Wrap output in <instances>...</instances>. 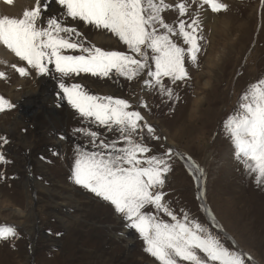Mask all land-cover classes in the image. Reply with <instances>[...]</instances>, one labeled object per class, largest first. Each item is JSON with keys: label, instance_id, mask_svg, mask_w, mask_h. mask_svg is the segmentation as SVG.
<instances>
[{"label": "rangeland", "instance_id": "1", "mask_svg": "<svg viewBox=\"0 0 264 264\" xmlns=\"http://www.w3.org/2000/svg\"><path fill=\"white\" fill-rule=\"evenodd\" d=\"M18 1L10 0L9 5V0H0L1 17L22 18L35 6L28 0L19 12H6ZM185 2L190 4L185 16L180 17L175 7L162 16L177 25L180 19L190 23L199 12L201 50L196 62L186 57V80L162 78L163 86L173 89L171 97L160 86L145 85L151 79L148 71H155L151 59L150 69L132 80L114 69L106 77L80 73L61 78L54 65L41 74L1 45L11 58L0 57V96L13 107L0 112V138L7 139H0L5 157L0 161V228L13 226L17 235L0 240V264H160L114 206L72 179L76 149L99 150L75 129L97 131L99 139L124 145L118 132L82 117L68 103L61 82L81 84L90 95L128 101V110L140 112L141 123L151 125L159 137L142 128L144 143L152 150L146 155L172 149V171L162 191L173 212L181 220L187 213L205 225L226 247L245 254L246 264H264V181L258 182L236 159L225 127L228 117L240 110L249 86L264 79V0H223L229 7L218 13L201 6V0ZM62 12L51 0L45 20L62 18ZM65 24L77 29L81 35L72 39L86 47L131 54L107 30L71 18ZM176 42L185 47L182 37ZM66 54L82 53L77 49ZM20 67L28 75H20ZM186 157L203 169V175L193 174ZM147 211L172 222L162 211Z\"/></svg>", "mask_w": 264, "mask_h": 264}, {"label": "snow or ice", "instance_id": "2", "mask_svg": "<svg viewBox=\"0 0 264 264\" xmlns=\"http://www.w3.org/2000/svg\"><path fill=\"white\" fill-rule=\"evenodd\" d=\"M55 2L63 9L62 18L53 16L45 20L44 14L51 0H35V6L25 10L22 18L0 17V44L41 74L49 72V65H54L61 78L80 73L106 77L114 69L132 80L150 69L151 59L155 71H148L151 79L145 80V85L160 86L161 92L171 97L173 89L165 88L162 78L184 81L188 78L186 57L192 62L197 61L202 39L200 13L196 12L190 23L180 19L177 25L166 23L162 16L173 7L180 17L185 16L190 8L185 0L176 4L165 0ZM204 5L217 13L229 7L223 0H201V6ZM68 18L113 33L127 45L131 54L104 51L95 45L86 47L79 40H73L74 35L79 37L81 34L65 24ZM176 37L183 38L185 47L176 42ZM77 49L82 54H66L68 50ZM148 50H151V56ZM17 71L22 76L28 75L24 67L17 68ZM2 76L4 73L0 72ZM59 87L68 103L82 117L118 132L124 145L118 147L115 140L99 139L97 131L75 129L86 134L99 150L76 149L72 179L75 184L114 206L115 212L127 222L126 227L140 234L147 253L160 264H246L245 254L226 247L218 236L205 225L190 219L187 213H183L181 220L165 201L162 189L166 174L172 171V149L159 155H146L152 150L144 143L142 128H146L155 139L159 137L154 136L155 129L151 125L141 123L144 117L140 112L129 111L126 100L90 95L81 84L66 86L61 82ZM242 101L240 110L228 117L225 127L234 143L236 159L260 182L264 181V79L251 84ZM12 107L11 101L0 96V112ZM0 139L7 143L6 138ZM4 159L0 153V161ZM186 160L192 165L194 175H203V169L195 165L191 157ZM149 208L166 213L172 222L147 211ZM16 235L13 226L0 228V240L6 241Z\"/></svg>", "mask_w": 264, "mask_h": 264}, {"label": "bare ground", "instance_id": "3", "mask_svg": "<svg viewBox=\"0 0 264 264\" xmlns=\"http://www.w3.org/2000/svg\"><path fill=\"white\" fill-rule=\"evenodd\" d=\"M24 1H28V0H20V1H18L19 3L17 2L13 7L7 9L6 12H9L8 10H10V11H11V10H15L16 12H19L20 10H22L21 7L25 4ZM34 1H35V0H34ZM6 2H7V1H5V3H6ZM15 2H16V1H15ZM28 2H29V1H28ZM6 4H7V3H6ZM8 4L11 5L10 2H8ZM2 14H3V13H2ZM206 14H207V16H209V17L211 16V14H210L209 12H207ZM0 17H1V10H0ZM214 20H215V18H214ZM107 41H108V40H107ZM1 45H2V44H0V57H2V58H3V57L11 58V56H10L7 52H4V51H3L4 48L1 47ZM210 76H211V75H210ZM46 79H47V78H46ZM50 80H51V79H50ZM47 84H48V82H47ZM206 85L208 86V83H207ZM44 91H45V90H44ZM48 92H49V91H48ZM48 94H49V93H48ZM28 96H29V95H28ZM47 96H48V95H47ZM23 99H24V98H23ZM49 101H50V100H49ZM53 106H54V105H53ZM59 107H60V106H59ZM122 235H124V237H125V233H122L121 236H122ZM126 235H127V234H126ZM119 237H120V236H119Z\"/></svg>", "mask_w": 264, "mask_h": 264}]
</instances>
